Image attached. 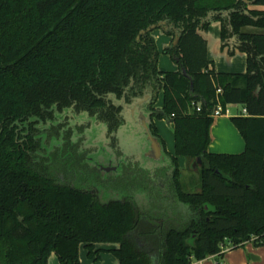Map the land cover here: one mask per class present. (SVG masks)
<instances>
[{
  "label": "trees",
  "instance_id": "trees-1",
  "mask_svg": "<svg viewBox=\"0 0 264 264\" xmlns=\"http://www.w3.org/2000/svg\"><path fill=\"white\" fill-rule=\"evenodd\" d=\"M261 6L264 0H0V264H47L51 253L61 264H80V246L95 261L109 251L118 264H194L221 256L226 242L264 244ZM162 21L180 36L163 49L178 58L176 71L158 69L151 31L140 34ZM215 21L220 47L246 54L244 73L211 67L205 33ZM138 101L162 152L154 120L173 125L171 196L190 211L182 227L167 225L168 212L151 219L133 200L102 201L95 188L70 183L51 158L73 150L71 132L45 145L55 121L75 114L116 132L123 109ZM218 104L247 111L230 117L245 143L239 154L208 151ZM177 156L199 159L200 191L183 190ZM104 244L117 246L96 247Z\"/></svg>",
  "mask_w": 264,
  "mask_h": 264
},
{
  "label": "rangeland",
  "instance_id": "rangeland-1",
  "mask_svg": "<svg viewBox=\"0 0 264 264\" xmlns=\"http://www.w3.org/2000/svg\"><path fill=\"white\" fill-rule=\"evenodd\" d=\"M159 30L161 29H153L151 34ZM162 58H166L169 64H175L173 56L164 53L160 48L157 56L158 67L162 65L160 62ZM160 99L161 96L158 95L153 103L154 107H158L156 104L160 103ZM235 106L238 110L241 108V105ZM236 109L230 110L231 116ZM147 111L148 107L141 101L135 106L123 109L124 122L113 133L108 132L105 123L87 113L72 115V118L67 120L58 119L53 124L54 133L45 145H48L47 148L55 146L56 143H60L61 134L65 136L71 132V143L75 144L73 150L69 148L61 155L57 152L51 158L55 168L63 170L66 168L70 183L82 189L95 188L102 201L133 200L139 210L151 219L153 217L163 219L162 214L168 212L169 216L166 214L168 218H164L167 225L174 224L179 228L189 220L190 211L186 205L174 201L173 195L171 196L174 170L170 157L174 152L172 125L165 119L154 120L164 143V152L162 159L148 158L146 153L149 141L139 121L140 114ZM56 130L59 131L58 136ZM40 138L44 142L46 134L40 135ZM177 166L178 180L183 190L188 193L200 191L199 163L177 156ZM61 171L58 172L60 178L63 176ZM227 247L232 248V245L226 242L222 252ZM103 253L107 252L102 251L96 261L89 258L92 264H110ZM52 254L54 253L49 255L47 264H61L57 256Z\"/></svg>",
  "mask_w": 264,
  "mask_h": 264
},
{
  "label": "crops",
  "instance_id": "crops-1",
  "mask_svg": "<svg viewBox=\"0 0 264 264\" xmlns=\"http://www.w3.org/2000/svg\"><path fill=\"white\" fill-rule=\"evenodd\" d=\"M167 27V26H166ZM160 29V28H159ZM154 38L156 48L158 51L164 49L165 47L171 45L172 37L166 32V30H159V32L151 34ZM206 38V51L207 58L210 62H212L211 67L216 72H226V73H244L246 71V54L235 50L232 54L228 52L226 47H220V23L212 22L207 27V31L205 33ZM174 58L175 64H177V60ZM163 59V60H162ZM160 59L162 65L158 67L161 71H176L178 70V64H169L166 58ZM164 61V62H162ZM158 95L161 96V93ZM160 108L162 106V96L160 99V103L156 104ZM235 108H234V107ZM156 108V107H155ZM237 107L235 105H228L226 107L227 110H234ZM245 109L241 106L238 110L236 109L233 113L235 115H247L243 114L242 111ZM231 115L222 114L219 116L213 117V122L210 126V142L208 145V151L211 153H227V154H239L244 151L245 143L244 140L234 126L232 121L230 120ZM155 123V121H154ZM171 125L172 123L169 122ZM156 125V124H155ZM157 127V126H156ZM158 129V128H157ZM173 130V125H172ZM174 144V139H173ZM174 146V145H173ZM174 148V147H173ZM116 247L117 244L114 245H96V247ZM83 247V246H82ZM107 253H103L106 257L107 263L110 264H118L117 258L108 251ZM54 255V254H52ZM101 255V254H100ZM53 261V256L51 257ZM79 260L80 264H92L90 259L87 257L86 250L83 247L79 249ZM194 264H264V244H257L251 240L245 241L239 246L236 247H227L222 252L221 256L210 255L206 258L194 262Z\"/></svg>",
  "mask_w": 264,
  "mask_h": 264
},
{
  "label": "water",
  "instance_id": "water-1",
  "mask_svg": "<svg viewBox=\"0 0 264 264\" xmlns=\"http://www.w3.org/2000/svg\"><path fill=\"white\" fill-rule=\"evenodd\" d=\"M244 1H247V0H244ZM155 28H160V29H163V30L167 29L165 22L162 21V22H159L157 24L150 25L149 27H147L144 30H141L140 34H144L146 32H150V31H152ZM179 37H180L179 34L175 33V35L173 36L172 42H171L172 46H176L177 45V43L179 41ZM175 59L178 60L177 57ZM180 70H181L183 75H186V71H185L184 68L181 67ZM148 98H149V95H146L144 97V100H147ZM139 121H140V123L142 124V126L145 129V133H146L147 139L149 141V148H148V151L146 153V156L148 158H151V159H154V160L162 159L163 158L162 145H161V143H160V141H159V139L157 137H155L152 134H150V132L148 130V125L146 123L145 114H143V113L140 114ZM197 162H199V159H197ZM194 165L195 164L193 163V166Z\"/></svg>",
  "mask_w": 264,
  "mask_h": 264
},
{
  "label": "built area",
  "instance_id": "built-area-1",
  "mask_svg": "<svg viewBox=\"0 0 264 264\" xmlns=\"http://www.w3.org/2000/svg\"><path fill=\"white\" fill-rule=\"evenodd\" d=\"M218 91H219V90H218ZM196 110H199V107H196ZM242 113H243V114H246V113H247L246 109H243ZM222 114L230 115V112H229V110H227V109L223 110L222 107L218 104V105L214 108V110H213V112H212V116L215 117V116H219V115H222Z\"/></svg>",
  "mask_w": 264,
  "mask_h": 264
}]
</instances>
